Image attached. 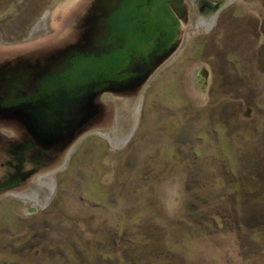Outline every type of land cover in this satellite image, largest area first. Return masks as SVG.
I'll use <instances>...</instances> for the list:
<instances>
[{"label":"rangeland","instance_id":"374dc122","mask_svg":"<svg viewBox=\"0 0 264 264\" xmlns=\"http://www.w3.org/2000/svg\"><path fill=\"white\" fill-rule=\"evenodd\" d=\"M136 1L0 0V264H264V0Z\"/></svg>","mask_w":264,"mask_h":264},{"label":"water","instance_id":"95a60500","mask_svg":"<svg viewBox=\"0 0 264 264\" xmlns=\"http://www.w3.org/2000/svg\"><path fill=\"white\" fill-rule=\"evenodd\" d=\"M141 1H143V0H138V2L136 1V3H140ZM170 1L171 0H152V6H151L152 13L149 14V18H151V20L156 18L157 22L155 24H153V21L149 22L150 29H148V32L152 33V31H154V28H156V27L161 29V31L163 33V41H162V46H161L162 49H168L176 41L178 31H179V27H180V22L176 16V14L173 12V10L169 6ZM136 3L134 5L135 14L133 16L129 15V17L133 18L137 14V16L134 20H137L140 18L141 19L146 18L143 10L139 11V10L135 9ZM134 20L127 22V23H123L119 29H121V27L124 25H126V26L129 25V23L133 22ZM112 23L114 25L115 20L112 21ZM135 44L136 43L133 41V39H130L129 45L127 46V48H130L132 46L134 47ZM148 46L150 47V45H148ZM121 53H123V52H121ZM119 57H120L119 60L121 61L122 56L120 54H119ZM107 60H109V59L107 58ZM114 60H115V62H113L112 60H110V62H109L111 67L109 68V71H107L104 74L105 79L113 77V79H116V80L126 79V81H128L130 79V77L132 76L131 72H129V70H128L129 60H127V63L123 66H121L122 63H116L115 58H114ZM82 64H84V65H82ZM82 66H83V68L85 67L84 69H86L88 74L86 75V77L80 76L79 82L80 81L86 82L84 85H87L90 82L95 81L93 78L97 77L98 76L97 73L99 72L97 64L90 63L88 61V59L82 61V63L79 61L75 62L74 67H75L76 71L80 70L79 68H81ZM113 81H115V80H113Z\"/></svg>","mask_w":264,"mask_h":264},{"label":"bare ground","instance_id":"6f19581e","mask_svg":"<svg viewBox=\"0 0 264 264\" xmlns=\"http://www.w3.org/2000/svg\"><path fill=\"white\" fill-rule=\"evenodd\" d=\"M138 2V0H137ZM130 4V5H129ZM129 4H126L125 6H123L120 10V15H117V18H116V26L114 25L115 29L117 31H119V28L120 26L123 24V23H127V22H130L132 20H134L137 16V14L135 15V17L131 18L129 17V15H134L135 14V10H134V3L132 4V2H129ZM127 13V14H126ZM131 18V19H130ZM113 24V23H112ZM116 31V32H117ZM113 57L116 59V63H121V61L119 60L120 57L118 55H113ZM112 56L110 57H107L109 60H112L113 62H115L114 58ZM115 64V63H114ZM92 76V75H91ZM118 137L114 138L115 142L113 143H116V141H118ZM110 142L111 139H110Z\"/></svg>","mask_w":264,"mask_h":264},{"label":"flooded vegetation","instance_id":"af4514ba","mask_svg":"<svg viewBox=\"0 0 264 264\" xmlns=\"http://www.w3.org/2000/svg\"><path fill=\"white\" fill-rule=\"evenodd\" d=\"M171 9H172V8H171ZM172 10H173V9H172ZM176 16L178 17V15H176ZM179 20H180L179 22H180V27H181L182 24H183V19L181 20V18H180ZM180 27H179V31H181V30H180ZM113 29L116 30L115 27H113ZM119 30H120V29H119ZM116 31H117V30H116ZM179 36H180V34H179ZM150 49H151V48H150ZM167 50H169V49H165V51H164V50H161V51H162V52H163V51L166 52ZM148 51H149V50H148ZM128 66H129V65H128Z\"/></svg>","mask_w":264,"mask_h":264}]
</instances>
